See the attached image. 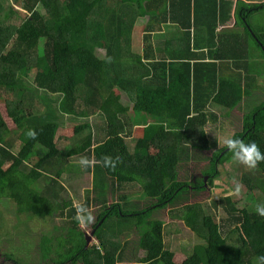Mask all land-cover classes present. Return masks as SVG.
<instances>
[{"label":"trees","instance_id":"16d2710c","mask_svg":"<svg viewBox=\"0 0 264 264\" xmlns=\"http://www.w3.org/2000/svg\"><path fill=\"white\" fill-rule=\"evenodd\" d=\"M245 1L235 12L242 32L216 34L232 0H0V203L13 202L31 219L62 220L40 242L45 264H121L132 231L151 248L141 264H260L264 216L257 208L240 209L228 190L208 207L189 203L191 194L221 188L220 168L235 159L221 136L255 143L264 155V100L249 104L251 47L264 62V27L254 30L250 19L264 13V1ZM144 20L138 49L134 34ZM168 24L178 33L164 35ZM161 44L169 56L155 53ZM243 104L240 130L232 114ZM90 118L103 122L101 139ZM67 128L72 136L62 137ZM79 156L90 162L83 170L93 188L74 206L60 181L73 170L60 159ZM188 159L199 176L187 170L180 177ZM255 167L260 174L241 181L248 196H264V160ZM46 175L50 183L41 185ZM125 185L140 186L146 207L127 208L125 195L110 199ZM77 207L91 216L96 241L89 246ZM166 208L177 209L172 219L202 240L182 263L167 247L177 224L153 217Z\"/></svg>","mask_w":264,"mask_h":264},{"label":"rangeland","instance_id":"374dc122","mask_svg":"<svg viewBox=\"0 0 264 264\" xmlns=\"http://www.w3.org/2000/svg\"><path fill=\"white\" fill-rule=\"evenodd\" d=\"M142 22H139L141 28ZM250 25L254 30L257 28L261 29L264 27V13L255 14L250 19ZM141 34V33H140ZM139 33H135L134 35V47H141V35ZM250 51L253 55H255V71L256 74H250L251 82L249 84V88L252 90L251 94L254 95L252 99H250L251 108L257 104V102H261L264 100V62H261L256 58H260L262 53L256 48L251 47ZM252 100V101H251ZM124 103V101H123ZM249 104L245 106L244 104L242 110H235L233 112L232 124L235 125V128L241 125V119L247 107L249 108ZM92 125L95 128L94 139H101L103 134L100 132V125H102V121L97 120L96 118H90ZM75 123H70L69 127L73 126ZM228 122L226 124V132L225 135H231V128L228 126ZM228 128V129H227ZM242 125L240 127V130ZM59 134L64 137L72 136V129L67 128L64 131H60ZM215 135V134H214ZM225 137H220L219 142L223 145V140ZM62 146V141L59 143ZM67 147V146H66ZM63 147L62 149L66 148ZM150 154L156 160H162L163 156L157 152L152 146L149 148ZM62 164L70 165V169L73 172L64 173L60 181L64 185V192H61L62 196L66 199L70 200L72 204L77 203L81 204L85 197L87 191H91L92 186V176L87 173L84 169L85 166H82L79 161L81 160L79 157H72L70 159L62 158ZM75 166V167H73ZM79 167V168H78ZM193 167V163L191 160H186L183 164V170L181 171L180 177L185 178L187 170H190L192 175L198 173L197 169ZM57 170V168L55 169ZM54 170V171H55ZM221 177L217 179L215 184L221 185V188H214L212 191H207L199 194H191L189 203H200L203 206L208 207L211 204L212 199H218L220 197V193L226 192V196H230L232 201L235 202L240 209L248 208L251 206L257 208L258 204L264 206V196L262 194L259 195H247V188L242 183L241 178L245 173H259L254 168H248L246 165L241 164L239 161L235 164V159L230 162H226L221 168ZM191 175V173L189 172ZM191 175V176H192ZM240 175V177H239ZM52 176V174H51ZM54 176V174H53ZM223 178V179H222ZM51 177L46 175L41 182V185H47L50 183ZM124 194L126 195V203L127 208H132L135 206L136 209L143 208L148 204L146 202L145 196L142 193L140 186H128L124 189ZM123 193L116 192L114 197L120 196ZM257 194V193H256ZM181 205H175L173 208H179ZM94 211V209H91ZM171 210V209H170ZM177 209L169 212V209H163L156 212V216L163 219L166 224L169 222H175L177 225L172 226L175 231H179L176 236L173 238L167 239V247L169 250L173 252L175 262H180L181 260L187 259L192 255L193 249L197 244H200L202 240L193 234L190 231V228L185 226L182 220H177L175 218L172 219L171 216H180L181 213ZM223 217V216H222ZM62 224V220L59 218H54L53 220L47 219H38V218H29L25 213H19L18 208L15 204L9 201H4L0 203V264H45L46 261L43 260L41 251L39 246L40 242L44 235H49L53 227L55 225L59 226ZM91 223H85L81 225L84 230H86L87 235H91ZM168 226V225H167ZM179 228V230H178ZM135 231L132 232L130 237L126 239L129 240V244L126 247L124 253V263L125 264H139L140 260L145 257V255L150 254L151 248L148 244L143 243L140 244V237L137 235ZM172 239V240H171ZM93 242L91 241V244Z\"/></svg>","mask_w":264,"mask_h":264},{"label":"clouds","instance_id":"9594fccd","mask_svg":"<svg viewBox=\"0 0 264 264\" xmlns=\"http://www.w3.org/2000/svg\"><path fill=\"white\" fill-rule=\"evenodd\" d=\"M27 135L29 137H34L35 133L30 130ZM223 144L233 153V156L237 161L243 165H246L248 168H254L258 161L264 160V155L260 153L255 143H249L245 145L240 140H233L231 136H227L224 138ZM102 159L104 161L105 167H111L113 169L115 168L116 162H114L111 157H103ZM79 163L85 167L90 166V162L85 159H81ZM256 211L259 215L264 216V207L258 205ZM82 212L83 209L81 207H77L74 219H76V221L81 225H84L85 223H91V216L87 214L81 215ZM92 240L93 236H91V241ZM258 259L260 264H264V256L259 257Z\"/></svg>","mask_w":264,"mask_h":264},{"label":"crops","instance_id":"0c3cea01","mask_svg":"<svg viewBox=\"0 0 264 264\" xmlns=\"http://www.w3.org/2000/svg\"><path fill=\"white\" fill-rule=\"evenodd\" d=\"M233 1V4L232 5H230L231 6V12H230V17H229V19L226 21V22H224V23H222V24H219V26H218V28L216 29V31H215V33L216 34H220L221 32L223 33V32H227V33H235V34H237V32H242V30H241V28L237 25V18H236V14H235V12H236V6H237V3H238V1L239 0H232ZM243 1H245V0H243ZM264 0H248V1H245V2H247V3H262ZM147 23V20H146V22H145V20L142 22V24H141V28H140V25L138 24L137 25V28H136V33H141L140 35H141V38H140V40H141V47H142V44H143V42H142V40H143V24H146ZM195 31V28L192 26V28H191V30H190V34H191V36H193L194 35V32ZM163 32L165 33L164 35H168V34H171V33H178V30H177V28L175 27V26H172V25H170V24H168V25H164L163 26ZM135 35V34H134ZM162 41H164L163 39H162ZM161 41V42H162ZM193 41V40H192ZM140 47V49H142ZM179 50V49H178ZM206 50V49H205ZM176 52V54L175 55H177L178 53V51H175ZM200 52H202V51H200ZM205 54H206V51H203ZM155 53H157V54H161V53H163V54H165L166 56H169L170 54H168L167 53V51L165 50V48L163 47V44H161V46L160 47H156L155 48ZM159 161H162V160H159ZM193 168V167H192ZM130 187V186H133V185H125L124 187H123V189L122 190H120L118 193H123V194H121V195H125L124 194V189L126 188V187ZM142 190V189H141ZM116 193V192H115ZM142 193H143V190H142ZM143 195L145 196V194L143 193ZM126 196V195H125ZM119 196H117V197H114L113 195H111V197H110V199H114V201H119ZM145 199H146V202L148 201L149 202V200L147 199V197L145 196ZM78 204L77 203H74V206H77ZM135 207V206H134ZM146 207V206H145ZM94 209V211H92V212H96L97 211V208H93ZM170 210V209H169ZM159 211H157V213H158ZM155 215H156V212H154V215H153V217H155ZM156 219H158V220H161V221H163V219H161V218H159V217H157L156 216ZM164 223H165V221H163ZM165 225H167L166 223H165ZM191 231V230H190ZM132 232H134V231H132ZM136 232V231H135ZM192 232V231H191ZM137 233V232H136ZM193 233V232H192ZM194 234V233H193ZM138 235V234H137ZM95 238L93 237V240H92V242L93 243H95ZM129 241V240H128ZM92 243V244H93ZM129 244V243H128ZM184 260H181L180 262H177V263H182ZM121 264H125L124 262H122ZM139 264H141V263H139Z\"/></svg>","mask_w":264,"mask_h":264},{"label":"water","instance_id":"95a60500","mask_svg":"<svg viewBox=\"0 0 264 264\" xmlns=\"http://www.w3.org/2000/svg\"><path fill=\"white\" fill-rule=\"evenodd\" d=\"M91 236H93V232L91 233ZM91 236H87V237H86V240H87V246L90 245V242H91Z\"/></svg>","mask_w":264,"mask_h":264},{"label":"flooded vegetation","instance_id":"af4514ba","mask_svg":"<svg viewBox=\"0 0 264 264\" xmlns=\"http://www.w3.org/2000/svg\"><path fill=\"white\" fill-rule=\"evenodd\" d=\"M195 175H196V177H197V176H199L200 174L196 173Z\"/></svg>","mask_w":264,"mask_h":264}]
</instances>
